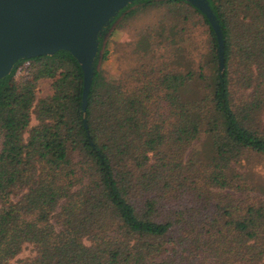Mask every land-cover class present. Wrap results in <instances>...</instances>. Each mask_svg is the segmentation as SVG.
<instances>
[{"label":"trees","instance_id":"trees-1","mask_svg":"<svg viewBox=\"0 0 264 264\" xmlns=\"http://www.w3.org/2000/svg\"><path fill=\"white\" fill-rule=\"evenodd\" d=\"M205 1L221 66L195 6L132 0L96 36L83 108L65 50L0 78V264L23 244L17 264H264V0ZM155 4L209 58L132 85L104 78L113 23Z\"/></svg>","mask_w":264,"mask_h":264},{"label":"water","instance_id":"water-1","mask_svg":"<svg viewBox=\"0 0 264 264\" xmlns=\"http://www.w3.org/2000/svg\"><path fill=\"white\" fill-rule=\"evenodd\" d=\"M132 0H0V78L17 59L69 52L82 71V108L92 76L96 36ZM206 16L214 30L221 66L220 29L205 0H184Z\"/></svg>","mask_w":264,"mask_h":264},{"label":"rangeland","instance_id":"rangeland-1","mask_svg":"<svg viewBox=\"0 0 264 264\" xmlns=\"http://www.w3.org/2000/svg\"><path fill=\"white\" fill-rule=\"evenodd\" d=\"M167 7L165 4H155L137 10L129 17L120 15L116 19L106 36L108 56L98 68L104 78L126 80L127 84L132 85L146 80L158 71L185 69L194 65L198 58L204 62L209 58L207 54L199 55V52L192 49L195 42L201 39V35L188 23L185 36L189 35V38H185V42L181 44L176 34L178 27L173 25L175 23L179 26L178 21L174 20L175 15L169 13ZM25 64L22 63L21 68ZM23 72L19 68L16 77ZM32 121L31 117L30 124ZM31 255L30 245L23 244L7 264H17L19 259Z\"/></svg>","mask_w":264,"mask_h":264}]
</instances>
